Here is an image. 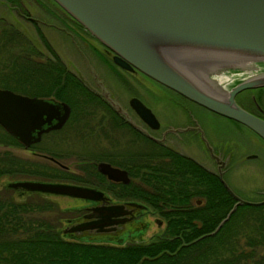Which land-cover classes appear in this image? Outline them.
Segmentation results:
<instances>
[{
	"label": "water",
	"instance_id": "95a60500",
	"mask_svg": "<svg viewBox=\"0 0 264 264\" xmlns=\"http://www.w3.org/2000/svg\"><path fill=\"white\" fill-rule=\"evenodd\" d=\"M53 1L112 50L118 64L134 66L184 97L241 123L264 141V119L234 100V95L243 89L264 86V0ZM244 61L250 62L248 67L241 66L240 62ZM212 63L216 64L211 67ZM199 64H205L208 69ZM229 69L239 71H234L237 80L225 88L221 84L222 74ZM98 83L105 102L130 124L145 131L135 125L108 89ZM132 104L144 120L155 122L153 114L139 100ZM68 110L65 102L52 97L0 88V126L24 147L38 141L42 132L60 127ZM205 145L215 158L210 146L206 142ZM96 168L109 179L128 180L124 169L106 161H97ZM217 175L235 201L214 230L237 204L264 202V198L253 201L236 196L219 169ZM5 185L99 201L87 208L82 215L84 219H75L61 228L62 233L76 236L84 232L114 231L116 225L131 218L122 215L132 209H146L135 200L127 202L129 207L121 203L106 204L108 198L103 191L82 184L16 178L7 180ZM155 221L160 222L156 218Z\"/></svg>",
	"mask_w": 264,
	"mask_h": 264
},
{
	"label": "trees",
	"instance_id": "16d2710c",
	"mask_svg": "<svg viewBox=\"0 0 264 264\" xmlns=\"http://www.w3.org/2000/svg\"><path fill=\"white\" fill-rule=\"evenodd\" d=\"M49 65L44 66L48 67L44 78L57 87H39L29 94L54 93L67 102V122L74 112L91 117L97 98L83 93L88 88L62 64ZM142 140L146 146L120 162L129 165L130 179L120 184L118 196L139 201L160 216L164 226L159 232L145 241L121 245L66 238L61 235L60 218L71 220L69 211L35 191L19 201L0 194V264H264V202L237 204L214 230L235 201L217 174L168 145ZM0 143L22 145L1 126ZM84 169L104 178L94 162H87ZM52 171L0 149V177L86 181L63 169ZM8 189L12 188L3 185L0 191ZM46 210L54 211L52 217L35 216Z\"/></svg>",
	"mask_w": 264,
	"mask_h": 264
},
{
	"label": "rangeland",
	"instance_id": "374dc122",
	"mask_svg": "<svg viewBox=\"0 0 264 264\" xmlns=\"http://www.w3.org/2000/svg\"><path fill=\"white\" fill-rule=\"evenodd\" d=\"M44 6H46V11H55L56 9L50 0H44ZM4 10L5 0H0V14L6 16L9 20L8 16L12 14H5ZM46 13L47 14H45L44 18H49L48 21L54 22L55 19L50 16L51 13ZM4 19L5 18H2V21L0 22V86H6L13 89L12 91L14 92H22L27 95H32L29 93L36 91L35 88L39 87H41L42 90H44V88L49 89L50 87L56 88V82H52L48 80V78H44L47 77L45 75L48 73V67L46 68L44 66H50V63H55V65L60 63L64 69L79 79L82 84H84L87 88L89 87L87 85L89 84V78L81 67L82 62L75 58L72 51L66 45V42L60 37V34L52 29L44 27L42 28L44 33L41 32V30V34L38 35L31 27H27L26 31H24L36 43V45L41 48L40 50L44 51V65H37L34 60L27 64V62L22 60L19 56V60H17V56L14 55L13 51L14 47L12 46V37H14V35L7 30L9 26L4 23ZM59 55L66 63L59 57ZM31 56H33V58L37 57L35 53ZM234 71L237 73L239 70H224L221 84L225 88L229 87V85L237 80L238 74L234 73ZM14 78H17V80ZM21 79H27L29 81L26 80L27 82H23ZM260 90L262 91L260 92ZM245 92L246 91H242V93ZM251 92L264 93V88L254 89ZM52 94L54 93H50L49 95L34 94V96L52 97L55 100L64 101L62 99H57ZM157 94L160 101L158 104L152 105L151 108L161 121L166 123L175 121L178 113L175 115L176 110L169 103V93L159 90ZM186 105L189 106L198 116V120L208 138H213V136L217 137L218 133H221L222 137L225 138V135H229L233 132L230 122L222 116L204 111L197 105L191 103ZM109 113L110 112L104 105L98 103V106L92 108L91 117H89L90 115H82L81 113H79V115L78 113L75 115L74 112L72 119L69 120V122L66 121L62 128L54 132H48V134L46 133L45 135L42 133L40 135V139L36 143H31L28 147H24L23 145L14 146L11 144L0 143V149H7L16 157L32 163L37 162V165L40 164L42 169L46 168L48 171L53 170L52 172H57L58 168L63 169L64 173L75 175L76 177L86 180L85 182L80 183L82 185H92L104 188L106 186L104 178L88 173V169H84L86 163L94 162L96 166L97 161L108 162V160L104 159V157L110 158L108 152L110 147L115 150L118 149L120 154H126L129 156L128 153H133L134 150L137 149L141 150L146 146L142 143V140H139V137H134V135L130 132H123L121 130L122 133H120V130L116 129V131L112 133L109 130H104V122L106 121V118L110 116ZM75 116L76 121L73 120ZM90 119L92 120L90 121ZM117 128L119 129V127ZM234 133L236 134L235 143L221 142L222 146L229 147L233 150V160L231 162V166L227 168L224 174H222V179L236 196L247 200H260L264 198V141L243 127ZM166 143L170 147H173L186 155L193 156L208 169L212 171L215 170L214 164L209 158H207V155L203 152L200 145L194 144L189 147L188 145L175 143L170 140H166ZM254 152L258 155L257 161L250 158L243 159L245 153ZM100 156L103 157L99 158ZM49 157H52L53 159H50ZM120 162L122 161H119V165L122 166V163ZM238 165L239 167H237ZM221 173L223 172L221 171ZM28 178L38 179L35 176ZM11 179L8 176L0 177V188L5 185L7 180ZM39 179L67 182L65 180L49 177H44V179L39 177ZM29 193L30 191L21 189H8L0 191L2 196L10 194V196L17 201L26 198ZM35 193H38L40 197L55 202L59 208L69 211L68 215L71 214L69 217L73 220L71 219L67 221L66 218H60V228L64 227L68 223H72L75 220V217L80 219L82 211H80L78 207L89 203L78 197L53 193ZM198 202H200L199 199ZM140 212H144L141 220L129 221L126 224H123V226H121V231H118L119 233L117 232L115 236L109 234V232H84L77 236L73 235L72 237L61 232V235L71 239L79 238L81 240L91 242H107L115 245H121L130 240L138 242L145 241L152 234L159 232L163 228L164 221L160 218V216L148 211L147 209H141ZM53 213L54 211L46 210L44 212L36 213L35 216L52 217ZM155 218L159 219V224L156 223Z\"/></svg>",
	"mask_w": 264,
	"mask_h": 264
},
{
	"label": "flooded vegetation",
	"instance_id": "af4514ba",
	"mask_svg": "<svg viewBox=\"0 0 264 264\" xmlns=\"http://www.w3.org/2000/svg\"><path fill=\"white\" fill-rule=\"evenodd\" d=\"M50 1L56 7L55 11L53 10L46 11V6H44V0H5L4 13L5 14L9 13L12 15L8 16L9 18L8 20L6 16L0 14V22L2 21V18H5L4 23L8 24L9 26V27L7 26L8 27L7 30L10 33H13L14 35V37H12V46L14 47L13 51H14V55L17 56V60H19L18 59L19 56L22 60H25L27 64L30 63V61L32 60H34L37 65H44L45 62L44 51L40 50L41 48H39L36 45V43L27 35V33L24 32L26 31L27 27L33 28L36 31L37 35L41 34L40 33L41 30H42L41 32L44 33L42 29L44 27L56 31L57 33L60 34V37L63 39V41L66 42V45L72 51V54L75 56V58L82 62L81 67L83 68L84 72L89 78V84H87L89 86L88 90L84 91L83 93H92L95 96V98H97V102L99 101V103H101L102 105L107 106L108 108L107 110L110 112L109 113L110 116L106 118V121L104 122V128H105L104 130H109L112 133L115 132L116 129L120 130V133H122L121 130L123 132L127 131L130 132L132 135H134V137H139V140H142V137H144L149 141L163 145H167L166 140L188 145L189 147L193 146L194 144L200 145L203 152H205V154L207 155V158H209L210 161L214 164L215 170L214 171L211 170V171L217 174V170L219 169L220 171L223 172L221 173V177H222V174H224L227 168L231 166V162L233 160V150L229 147L222 146L221 142L235 143L236 134L234 132L240 130V128L242 127L250 132L252 131L248 129L246 126L242 125L241 123L233 119H230L228 117H225L223 115H220L214 111H211L206 107L184 97L175 90H172L162 85L161 83L157 82L156 80L152 79L151 77H148L147 75L139 71L134 66L132 65L122 66L118 64L113 59L112 50H110L108 47L100 43L90 32H88L74 18H72L68 13H66L56 2H54L53 0ZM46 12L51 13L50 16L55 19L54 22L48 21L49 18H44L45 14H47ZM34 53L37 55V57L35 58L31 56ZM59 57L63 60V58L60 55ZM14 79L17 80V78ZM26 80L21 79V81L23 82L29 81ZM98 81H100V84L108 89L110 95H112L118 101L120 106L125 110L127 115L135 123V125H138L140 128L144 129L145 131H142L138 127L130 124L127 120H125L122 114L116 113L105 102L103 97L100 96L99 94L100 85ZM0 88L11 89L6 86H0ZM263 88L264 86L256 87V88H247L242 90V91H246L245 93L239 91L234 95V100L236 101L237 104H239L249 112L264 119V93L251 92L254 89H263ZM159 90H163L165 91V93H169V97H170L169 103L176 110L175 115H177L178 113L176 120L173 122L166 123L164 121H161L159 117L155 114L153 109L151 108L152 105L158 104L160 101L159 96L157 94ZM261 91L262 90H260V92ZM134 100H139L150 110V112L154 116L155 122H152L150 119L144 120L140 116V114L136 111L135 107L132 104ZM188 103L197 105L199 108H201L204 111L222 116L228 122H230L233 132L230 133L229 135H225V138L222 137L221 133H218L217 137L213 136V138H208L205 135L204 129L198 120V116L189 106L186 105ZM66 104L68 105L69 108L68 110V115H69L70 106L68 103ZM68 115L60 127L51 128L42 133H44L45 135L46 133L48 134V132H54L62 128L63 124L67 121ZM117 127H119V129ZM204 139L206 141H204ZM205 142L210 146L211 152L213 153L215 158L210 154V151L206 147ZM108 152L110 156V158L108 157V162L112 166H116L118 168L124 169L128 180L124 182L121 179L118 180L109 179L103 174L104 181L106 184L104 188L97 186L95 187L92 185L89 186L100 189L101 191L104 192V194L108 198L105 201L106 204L121 203L124 204L126 207H129L127 202L131 201L132 199H128L125 197L122 198L118 196L120 190L119 188L120 184L127 183L130 179V173L127 167L129 165H126L125 167V166H120L118 163L119 161H128L129 156L126 154L124 155L120 154L118 152V149L115 150L112 147L108 149ZM190 157L198 161L193 156L190 155ZM49 158L53 159L52 157ZM246 158H250L252 160L257 161L258 155L255 152L245 153L243 159ZM237 167H239V165ZM75 184H80V183H75ZM81 199L89 203L78 207L79 210L82 211V213L80 219L75 218L77 219V221L84 219L82 215L88 210L87 208L89 206L99 203V201L97 200L84 199V198ZM196 203H199L197 202V199H196ZM140 210L141 209H132V211L129 212L128 214L122 215V217L131 216V218L116 225V229L114 231H110L109 234L115 236V234H117L118 231H121V226H123V224H126L129 221L141 220L142 214L144 212H140Z\"/></svg>",
	"mask_w": 264,
	"mask_h": 264
},
{
	"label": "bare ground",
	"instance_id": "6f19581e",
	"mask_svg": "<svg viewBox=\"0 0 264 264\" xmlns=\"http://www.w3.org/2000/svg\"><path fill=\"white\" fill-rule=\"evenodd\" d=\"M249 63L250 62H248V61H244V62H240V64H241V66L242 67H248L249 66ZM216 63H212V64H210L211 65V67H213V65H215ZM199 65H202V67H204L205 66V64H199ZM205 69H208V68H206V66L204 67ZM233 78V77H232Z\"/></svg>",
	"mask_w": 264,
	"mask_h": 264
}]
</instances>
